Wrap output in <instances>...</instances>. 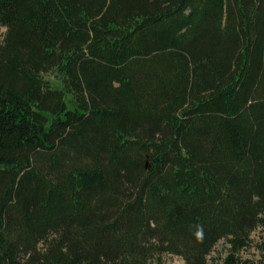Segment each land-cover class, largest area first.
Listing matches in <instances>:
<instances>
[{
  "label": "trees",
  "instance_id": "1",
  "mask_svg": "<svg viewBox=\"0 0 264 264\" xmlns=\"http://www.w3.org/2000/svg\"><path fill=\"white\" fill-rule=\"evenodd\" d=\"M0 28V264H264V0H0Z\"/></svg>",
  "mask_w": 264,
  "mask_h": 264
},
{
  "label": "rangeland",
  "instance_id": "2",
  "mask_svg": "<svg viewBox=\"0 0 264 264\" xmlns=\"http://www.w3.org/2000/svg\"><path fill=\"white\" fill-rule=\"evenodd\" d=\"M3 33H4V28H0V40H1ZM44 78L46 80H48L51 83V85H53L55 87L60 86L59 82L57 81V79L55 78L54 75H45ZM66 102H67L68 107L71 108L72 107V100H71L70 96H67ZM258 235H259L258 231H255L254 233H252V235H251L252 243L250 244V246L247 249L244 250V252L242 254L244 258L251 260V261H255L258 259V253H257L256 248L254 246V243L258 240L257 239ZM226 248L227 247L224 244V242L220 241L216 245L213 253L211 254V257L209 259L208 264H220L218 261L225 254ZM163 262H164V264H184L183 260L180 257L173 256V255H164L163 256Z\"/></svg>",
  "mask_w": 264,
  "mask_h": 264
}]
</instances>
